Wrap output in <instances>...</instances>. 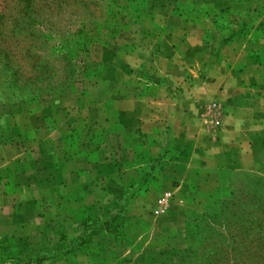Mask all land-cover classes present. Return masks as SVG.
<instances>
[{
	"label": "crops",
	"instance_id": "0c3cea01",
	"mask_svg": "<svg viewBox=\"0 0 264 264\" xmlns=\"http://www.w3.org/2000/svg\"><path fill=\"white\" fill-rule=\"evenodd\" d=\"M177 2L112 24L73 87L0 114V264H173L188 216L264 158V38Z\"/></svg>",
	"mask_w": 264,
	"mask_h": 264
},
{
	"label": "rangeland",
	"instance_id": "374dc122",
	"mask_svg": "<svg viewBox=\"0 0 264 264\" xmlns=\"http://www.w3.org/2000/svg\"><path fill=\"white\" fill-rule=\"evenodd\" d=\"M158 1L0 0V114L26 111L73 87L97 66L94 48L112 41L110 26L123 27ZM223 1L226 9L222 0H178L176 7L264 38L262 0ZM121 27L124 36L138 32ZM226 176L208 210L191 213L183 239L170 243L173 264H264V158Z\"/></svg>",
	"mask_w": 264,
	"mask_h": 264
},
{
	"label": "built area",
	"instance_id": "2783aa9c",
	"mask_svg": "<svg viewBox=\"0 0 264 264\" xmlns=\"http://www.w3.org/2000/svg\"><path fill=\"white\" fill-rule=\"evenodd\" d=\"M208 116L214 126H220L224 119V109L222 105L216 101L208 105ZM172 194L164 192L157 200L156 213L165 211L171 203Z\"/></svg>",
	"mask_w": 264,
	"mask_h": 264
},
{
	"label": "trees",
	"instance_id": "16d2710c",
	"mask_svg": "<svg viewBox=\"0 0 264 264\" xmlns=\"http://www.w3.org/2000/svg\"><path fill=\"white\" fill-rule=\"evenodd\" d=\"M18 1H22V2H24L26 5H28L30 2H31V0H18ZM115 232V234L117 235V236H121V237H123L124 235H122L121 234V232H119L118 230H115L114 231Z\"/></svg>",
	"mask_w": 264,
	"mask_h": 264
}]
</instances>
